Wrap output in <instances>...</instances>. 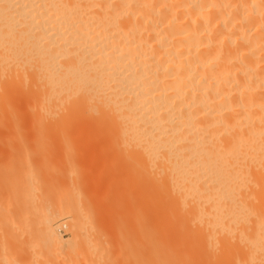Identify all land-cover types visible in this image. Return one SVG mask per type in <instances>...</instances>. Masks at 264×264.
I'll list each match as a JSON object with an SVG mask.
<instances>
[{
	"label": "bare ground",
	"instance_id": "bare-ground-1",
	"mask_svg": "<svg viewBox=\"0 0 264 264\" xmlns=\"http://www.w3.org/2000/svg\"><path fill=\"white\" fill-rule=\"evenodd\" d=\"M0 81L19 133L125 162L152 219L143 264H264V0H0ZM21 178L16 228L37 221L55 256H103L66 181L34 199Z\"/></svg>",
	"mask_w": 264,
	"mask_h": 264
},
{
	"label": "rangeland",
	"instance_id": "rangeland-1",
	"mask_svg": "<svg viewBox=\"0 0 264 264\" xmlns=\"http://www.w3.org/2000/svg\"><path fill=\"white\" fill-rule=\"evenodd\" d=\"M1 84L3 86L5 85L4 82H2ZM2 85H0L1 88ZM1 90L5 94L0 91V106L2 107H0V111L2 112L0 113V264H14L16 261L18 262H16L17 264H65V262H67L66 264H134L135 261V264H143V261H141L143 256L139 255H144V248L148 244V240L143 238L144 234L142 233L144 232V227L142 226L150 222L152 219L146 216L148 209L147 204L143 200H136L134 196L132 197V193L134 192V190L131 188L134 185L132 186V181L128 180L127 178L128 175L131 176L130 173L127 174V171H124L126 169L124 166L127 167L126 164L123 165V163L125 162L121 163L123 160H117V158L121 159V157L112 156L111 158V155L108 156V153L106 154L104 152L92 153L90 151L91 148H97V145H95V141L92 140V138L88 139L80 136L73 138L71 137L70 141L69 139H65L64 143V138L61 141L59 138L39 139L34 135H24L22 133H19L22 131L19 130L22 129V125L18 122L19 109L15 104H13V102H10V97L12 96L13 91L6 87H3V89ZM4 90L7 91L5 92ZM7 94L10 95L8 96ZM4 96L8 98L5 99L3 98ZM4 99L7 101L5 102ZM6 103L9 107L12 105L10 107V109L12 108V110H10L9 107L6 108L7 106L4 105ZM8 103L11 105H9ZM9 111H11L12 114L14 113L13 111H15L16 114H14V116H10L11 113ZM19 124L20 127H17L19 126ZM86 141L88 143H86ZM40 142L41 144H39ZM54 145L57 146L55 147ZM62 145H64V149L62 148ZM85 146L87 150H83ZM60 148H62V151L60 150ZM110 158L112 161L110 160ZM108 161L109 163H107ZM121 166H123V169L121 168ZM125 173L127 175H125ZM30 176H33V178L35 179L31 178ZM21 177L25 178V182L26 180L27 182H29L30 180H35L34 183L30 181V186H28V191L33 193L34 196H32L34 197V199L42 197L45 199H50V194L55 195L53 196V198H55L57 197V193H59L60 195V193L63 191L59 190L61 189V187H63L62 185L68 184L67 186H69L68 188L72 193L70 191L68 192V188L66 189L65 187L67 186H65L63 187V194L66 192L64 196H67L69 199L75 198L77 200L79 197V204L76 200V206L74 205V202H72V205L75 207V209H77V205L78 208H81L80 206H82L83 208L81 209L85 212V215L80 214L81 219H78V222L81 221L82 223H84V220H87L88 223H92L91 226H89V231H92L90 232V236H92L94 241H99L101 244H103L102 247L106 249V251H103H105L106 254L105 252H103V256L101 257L88 256L87 254H85L87 256H82L80 254L82 257L80 255H77V258L74 256L77 260L73 257V255L71 254L73 249H80L81 240L83 241L84 238L82 239L83 234H78L79 232L76 233V235H74L75 233L73 234L71 229L73 218L70 215L61 217L59 216L56 220H54L53 224L55 230L60 233L65 242L63 251L66 254V251L68 249L69 252H67V255H70V257L72 255V257L74 258L73 261L71 258H69L71 259V262L68 258L65 259L64 256L60 257V254H57L59 257L55 256L54 252L50 250V246L47 244V239V242L45 244L38 240L39 237L35 233L36 229L37 231L40 230V226H38L39 223L37 221L24 220V222L22 223L24 224V226L19 225L16 228L15 226H17L18 223L16 224L15 220L17 222V217L21 213L20 209L22 208V202L20 198L19 200L14 199V197L16 198V193L12 198L11 196L13 193L11 194V192L14 188L13 186L17 185V183H15L16 180ZM38 179L40 183L38 182ZM36 180L38 183L36 182ZM64 181H66L67 183ZM129 181L131 185L128 183ZM48 185H50L51 187H46ZM58 185L61 187H59ZM55 186H58L59 189H54ZM42 187H45V190H42ZM9 197L11 198V200H8ZM68 202L70 203L71 200H69ZM69 205L71 206V208L73 207L71 203ZM77 211H79V209H77L76 212ZM87 211L91 214H88ZM84 212L82 213L84 214ZM27 213V215L30 216V211H28ZM7 214H10V216ZM84 216H86L85 219H82L84 218ZM88 218L89 220H91L89 221ZM13 221L14 223H11ZM59 222H61L60 225L58 224ZM57 224L59 226H57ZM41 237L42 240L45 239V236ZM77 238H79L78 242L80 244L76 241ZM76 242L79 244V246L78 248H73ZM78 244H76V246ZM136 254L140 259L137 258ZM84 257L88 261L86 260L85 262ZM93 257H96V259H94ZM89 258L93 259L90 260ZM101 259L104 260L102 261ZM9 260L12 261L10 262ZM74 260H76V262H74ZM89 260L93 262L90 263ZM20 261L22 262L20 263ZM215 263L221 264L222 261H217Z\"/></svg>",
	"mask_w": 264,
	"mask_h": 264
}]
</instances>
